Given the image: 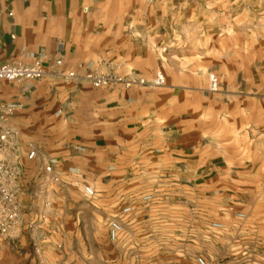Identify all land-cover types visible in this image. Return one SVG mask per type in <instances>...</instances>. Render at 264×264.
<instances>
[{"label": "crops", "instance_id": "1", "mask_svg": "<svg viewBox=\"0 0 264 264\" xmlns=\"http://www.w3.org/2000/svg\"><path fill=\"white\" fill-rule=\"evenodd\" d=\"M243 43L263 45L256 60L243 56ZM36 59L48 71L41 79L0 80V103L17 106L7 120L42 128L50 141L26 151L24 131L14 129L21 183L36 155L35 168L55 158L74 174L106 173L103 185L121 199L141 183L158 192L180 178L208 186L245 162L264 172V0H0V64ZM87 63L161 71L165 82L97 88L60 75Z\"/></svg>", "mask_w": 264, "mask_h": 264}, {"label": "rangeland", "instance_id": "2", "mask_svg": "<svg viewBox=\"0 0 264 264\" xmlns=\"http://www.w3.org/2000/svg\"><path fill=\"white\" fill-rule=\"evenodd\" d=\"M262 46L243 43V56L255 55L256 60ZM118 74L155 77L133 70ZM211 75L217 87L211 89L210 83L209 89L218 91L221 78ZM9 121L4 126L14 135L18 126L24 131L26 151L32 150V142L39 146L37 152L48 149L42 128ZM30 130L34 139L26 137ZM36 156L27 160L31 167L22 183L17 181L20 219L14 231L0 235V264H199V257L207 264H264V172L252 171L247 162L212 176L208 186L203 180L180 178L178 185L158 192L141 183L131 193L119 194L127 198L121 199L112 198L103 185L110 180L106 173L74 174L55 158L44 169V161L35 168ZM146 194L152 199H143ZM126 205L131 206L128 213L122 212ZM113 220L122 225L116 240L109 237Z\"/></svg>", "mask_w": 264, "mask_h": 264}, {"label": "built area", "instance_id": "3", "mask_svg": "<svg viewBox=\"0 0 264 264\" xmlns=\"http://www.w3.org/2000/svg\"><path fill=\"white\" fill-rule=\"evenodd\" d=\"M150 2L154 0H149ZM56 65L62 66L64 63L63 45L60 44L57 50ZM48 74L44 63L36 59L31 64H0V80L20 81V80H37ZM65 79L71 80L81 77L89 81L97 88L108 87L115 84L123 85L127 89L136 86L158 87L164 84V76L161 72L151 79L143 76L120 75L113 71H104L94 69L91 63L79 66L78 72L70 70L60 72ZM211 89L217 87L215 75L210 76ZM17 106L12 103H0V235H8L15 230L20 219V206L18 203L17 181L21 175V166L19 162V147L13 132L4 126V122L16 111ZM35 151H31L29 157H33ZM52 166L48 165L47 170ZM85 191L89 195L94 194L91 186H86ZM145 200H151L152 194H146L142 197ZM131 206L126 205L122 212L128 213ZM215 226H220L215 223ZM122 225L120 221L113 220L109 225V237L116 240L121 232ZM199 264H207L205 259L199 257Z\"/></svg>", "mask_w": 264, "mask_h": 264}]
</instances>
